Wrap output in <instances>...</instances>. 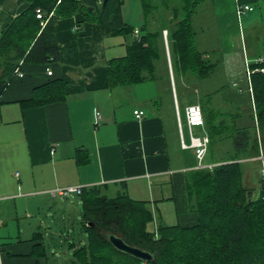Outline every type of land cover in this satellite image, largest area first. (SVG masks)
<instances>
[{
    "label": "crops",
    "instance_id": "obj_1",
    "mask_svg": "<svg viewBox=\"0 0 264 264\" xmlns=\"http://www.w3.org/2000/svg\"><path fill=\"white\" fill-rule=\"evenodd\" d=\"M95 1L100 4L103 0ZM137 1L145 21L141 0ZM128 2L125 0L123 17L131 25L124 14ZM212 2L215 13L211 18L219 46H210L206 41L199 51L213 64L225 61L229 75L246 82L253 113L248 125L243 121V101L232 96L221 99L218 93L209 91L203 105L219 114L211 117V121L215 120L208 134L211 144L207 167L224 163L233 154L237 129L251 133L253 128L256 134V104L247 65L255 70L258 61L264 58V0ZM135 4V0H131L129 7ZM29 6L28 0H0V36ZM238 6H252L254 10L239 16ZM56 30L60 46L58 62L24 63V77L14 79L9 85L0 81V264H50V259L43 257L42 245L48 248V256L54 253L55 258L59 256L58 247L63 239L68 241L71 237L62 231L70 229L75 213L81 228L82 204L78 196H74L54 199L60 205L50 211L52 220L46 229L38 225L27 238L22 236L20 226L17 237L5 232L9 225L19 222L21 211L26 215H30L31 210L38 211L42 198L56 189L96 186L111 198L125 193L131 200L145 203L152 212L151 232L158 226L192 227L198 222L188 186L200 165L194 150L182 147L176 110L179 106L181 114V105L174 79L169 80L163 92L140 99V104L136 100L130 103L125 94H131L143 83L129 88H111L107 68L109 61L127 55L129 38L104 36L100 26L87 23L82 15L57 21ZM197 41L198 32L196 44ZM168 53L171 67L170 50ZM215 55L217 63L213 60ZM194 78L198 82L199 78ZM53 81L67 83L65 101L44 107H24L23 102L32 99L36 89ZM118 98L124 101L118 104ZM198 101L201 103L202 99ZM194 104H187L185 110ZM136 111L144 113L142 119L136 117ZM214 126L219 128L212 129ZM227 144L231 151L221 156ZM214 146L216 152H213ZM189 151L193 156L186 155ZM246 165L247 181L250 164ZM257 165L259 175L260 164ZM252 188L253 196L258 197L259 189ZM78 239L81 243L85 241L81 236L72 238L78 246Z\"/></svg>",
    "mask_w": 264,
    "mask_h": 264
},
{
    "label": "trees",
    "instance_id": "obj_2",
    "mask_svg": "<svg viewBox=\"0 0 264 264\" xmlns=\"http://www.w3.org/2000/svg\"><path fill=\"white\" fill-rule=\"evenodd\" d=\"M205 1L208 0H141L145 21L137 30L124 21L125 0H103L100 4L95 0H28L29 8L0 36V81L9 85L21 78L17 71L24 77V63L58 62L56 22L77 15L100 26L104 36H135L127 44V55L107 64L111 88H129L150 79L157 81V62H168L163 30L151 29V22L160 13L171 16L167 33L172 66L177 65L183 76H211L217 66L197 48V31L192 21ZM38 9L46 18L54 13L45 27L38 19ZM261 67L264 64L257 65L256 70ZM251 81L256 136L247 129H237L233 154L224 163L193 174L188 190L198 214L196 225L158 226L151 232L149 225L154 217L145 203L133 201L125 193L111 198L101 187L84 189L78 198L82 204L80 236L85 241L78 239L79 246L73 240L69 243L66 251L71 257L64 264H264V182L259 196H253L250 202L249 194L254 189L246 185L244 168L246 160L259 157L261 150L264 152V73H253ZM67 87L64 81L48 83L36 89L33 98L23 105L36 108L63 102ZM202 108L205 126L211 131L212 111L205 105ZM215 128L219 127H212ZM107 233L120 235L128 244L152 252L155 263H143L117 251L108 242ZM42 249L43 257L56 264L54 253L49 257L48 248L42 245Z\"/></svg>",
    "mask_w": 264,
    "mask_h": 264
},
{
    "label": "rangeland",
    "instance_id": "obj_3",
    "mask_svg": "<svg viewBox=\"0 0 264 264\" xmlns=\"http://www.w3.org/2000/svg\"><path fill=\"white\" fill-rule=\"evenodd\" d=\"M212 1L213 0H208V1H205L203 4H201L192 20L195 30L199 34V42L197 41L198 49H200V47L203 48V45L206 44V41L210 43V46H213V47L219 46L218 34L212 23V18H211V14L213 15V13H215L214 6L212 8V3H213ZM135 2L137 3V5L135 4V6L131 8L129 7L131 0H129L128 4L125 7L124 14H125V20L127 22H130L131 25H134L135 28L139 30L143 27L144 21L142 20L143 14H142V7L140 6L141 4L137 0H135ZM252 8L254 10V7ZM170 19H171V16L168 13L158 14L156 17V20L151 22V29L152 30H158V29L163 30V33L165 34L166 30H168L170 27ZM131 38L133 37H129V39ZM168 43H169V40L167 41V43L165 40L167 61L169 59V53H168L169 50L167 49ZM217 58H218L217 55H215L213 60H215L216 62ZM169 63H170L169 61L165 62L164 59L162 60L160 59L156 64L157 65V76H158L157 81L150 79L146 81L145 84L143 83L142 86L135 87L133 89V92H131V94L129 93L125 94L127 101L132 103V101L136 100L140 104L139 102L140 99H144V97L146 96L148 97L149 95L154 96L158 94L159 91L160 93L161 91L163 92L164 89H166L169 83V80L172 81V78H173L174 81L176 82L175 92L178 95V101H180V105H181L180 107H181L183 130H184L185 140L187 143H190V131L187 126L185 106L187 104H192L195 102V103H199L202 107H204L203 100H205L207 94H209V91L218 93L221 99L223 97L229 98L231 96L238 97V99L243 101L242 103L245 106L244 107L245 110L243 111L244 123L246 124L248 123L249 125L250 122H252L251 117L253 113V105L250 100V95L248 92V85L246 84V82L241 81L238 78L229 75L230 71H228L227 64L225 61L219 60L218 63L216 62L217 67H216V70L212 72L213 75L211 77L209 75L208 77L200 78L199 80L197 78L198 82L194 80L195 79L194 74L193 75L188 74L187 76H183L181 69L177 67V65L172 66L171 64V67H170ZM183 84L184 85L190 84V85L184 87ZM234 84H237V85L235 86ZM170 86H171L170 89L172 90L173 89L172 83H170ZM240 91L242 92L241 94L239 93ZM194 98L196 101H194ZM199 98L202 99L201 103L198 101ZM217 100L218 99H216L215 101ZM117 101L119 104L120 102L124 101V98L123 99L118 98ZM216 104H219V103H216ZM213 105H215V103H213ZM213 105H210V106H213ZM211 113L213 116H216L217 113L219 114V112L216 110H212ZM213 119L214 118H212V121ZM229 127H231V125ZM210 133H211L210 128H207V126L194 129V135L197 137H202L204 134H210ZM251 134L252 136L255 135L253 128L251 129ZM227 148H228V144L225 146L223 150H221V156H224V155L227 156L230 153L229 151H231L230 150L231 148L229 149V151ZM216 151H217L216 147L214 146L213 152H216ZM186 155L193 156V153L189 151L188 153H186ZM193 159L195 160V157H193ZM208 162H210V160L209 158H206L204 163H208ZM245 162H246L245 164H250L247 177H246L248 178V180L246 181L245 179L246 185L251 188L252 187L258 188L259 190L257 191L260 192L261 182H262V168L264 165V152L261 150V155L259 157L252 158L249 162L247 161ZM252 162H254L255 164H252ZM259 162H260V168H259V175H258V171H257L258 165L257 164H259ZM194 164L197 165L198 162L195 160ZM214 167L215 166H212L211 168H214ZM244 168L247 169L248 165H245ZM54 199L55 198H53L51 195L43 197L41 200L42 204L38 207L39 210L38 211L36 210L37 212L34 210H31L30 215H26L25 213L21 211V213L19 214L20 215L19 222L12 223L11 225H9L5 232L6 233L9 232L11 236L17 237L18 236L17 230H18V227L20 226L22 236L27 238L30 236V233H32V231L37 230L36 228L34 229V227L38 225H42L44 226V229H46L45 227H47L49 221L52 220V218H50L51 216L50 211L57 209V207H59L60 205V202L59 201L57 202V200H54ZM76 201L79 202V200H76ZM71 207H72V209L70 208L71 211L74 212L73 210L74 207L73 206ZM58 217L60 218V216ZM73 220H72L73 221L72 224H70V229L66 228L67 232L64 230L63 231L60 230L57 233V234H60L62 231L64 232L65 235L70 234L71 237L70 239H68V241L65 240V238L63 239L62 243L59 241L61 244H63V246L58 249L59 256L57 255L55 257V261L57 262L56 264H58L59 262L64 264L66 261L65 258L69 259L71 257V255L68 254V252L66 251V247L72 241V238L77 239L80 236V232H81L80 224L79 222L76 221V213H75V217Z\"/></svg>",
    "mask_w": 264,
    "mask_h": 264
},
{
    "label": "built area",
    "instance_id": "obj_4",
    "mask_svg": "<svg viewBox=\"0 0 264 264\" xmlns=\"http://www.w3.org/2000/svg\"><path fill=\"white\" fill-rule=\"evenodd\" d=\"M253 8L251 6H238L237 13L239 16L244 15L245 13L252 12ZM38 19L41 20L42 26L45 27L49 20L54 16V13L52 12L48 18H46L44 12L41 9L37 10ZM136 34H138V31H136ZM165 40L166 43L168 41V33L165 32ZM259 64H264V58L260 59ZM255 72L264 73V68H258L257 70L251 69L249 65H247V73L249 77V82H251V75ZM18 76L23 77V74L20 73V71H17ZM52 75V73H49ZM177 114H178V121H179V127L181 130V141H182V147L185 150H194L195 155L199 161L200 168L199 169H207L211 167H207L205 165V159L208 155L209 148H210V137L208 134H204L202 137H197L194 135V129L199 127L205 126V116L203 112V108L199 104H194L186 108V121L187 126L190 131V143H187L184 134H183V123L182 118L180 114V108L177 106ZM135 115L138 119H142L144 116L143 112L136 111ZM99 119L102 118L99 116ZM262 181L264 182V165L262 168ZM83 187H68V188H62V189H56L50 191V195L53 198H70L74 196H80L83 194ZM1 251V246H0Z\"/></svg>",
    "mask_w": 264,
    "mask_h": 264
},
{
    "label": "water",
    "instance_id": "obj_5",
    "mask_svg": "<svg viewBox=\"0 0 264 264\" xmlns=\"http://www.w3.org/2000/svg\"><path fill=\"white\" fill-rule=\"evenodd\" d=\"M104 4H106V2ZM253 194V192H250L249 194L250 202H252ZM106 238L111 246L117 251L143 263H155V255L152 252L128 244L122 236L114 233H107Z\"/></svg>",
    "mask_w": 264,
    "mask_h": 264
}]
</instances>
